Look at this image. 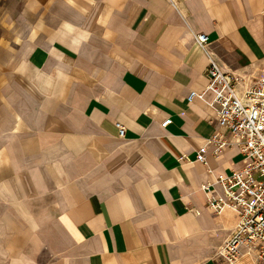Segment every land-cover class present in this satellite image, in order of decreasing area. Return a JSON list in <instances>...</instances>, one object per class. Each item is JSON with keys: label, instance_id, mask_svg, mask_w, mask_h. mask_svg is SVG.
Listing matches in <instances>:
<instances>
[{"label": "crops", "instance_id": "0c3cea01", "mask_svg": "<svg viewBox=\"0 0 264 264\" xmlns=\"http://www.w3.org/2000/svg\"><path fill=\"white\" fill-rule=\"evenodd\" d=\"M197 33L264 73V0H0V264H227L236 213L201 187L243 156L195 161L218 128Z\"/></svg>", "mask_w": 264, "mask_h": 264}, {"label": "built area", "instance_id": "2783aa9c", "mask_svg": "<svg viewBox=\"0 0 264 264\" xmlns=\"http://www.w3.org/2000/svg\"><path fill=\"white\" fill-rule=\"evenodd\" d=\"M193 37L208 58L206 90L213 93L218 127L198 147L195 161L205 164L209 147L214 157L232 146L243 156L240 168L201 187L212 212L219 215L230 209L237 217L232 235L216 255L227 264H234L241 256L248 257L251 264H264V73L250 77L223 69L208 52V37L203 33ZM196 96L191 91L187 99ZM170 122L167 118L161 126ZM115 126L117 135L123 137L124 127L120 123Z\"/></svg>", "mask_w": 264, "mask_h": 264}]
</instances>
